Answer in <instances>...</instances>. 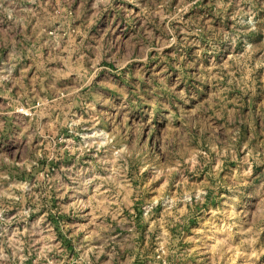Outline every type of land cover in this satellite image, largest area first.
<instances>
[{
    "label": "rangeland",
    "instance_id": "374dc122",
    "mask_svg": "<svg viewBox=\"0 0 264 264\" xmlns=\"http://www.w3.org/2000/svg\"><path fill=\"white\" fill-rule=\"evenodd\" d=\"M0 264H264V0H0Z\"/></svg>",
    "mask_w": 264,
    "mask_h": 264
}]
</instances>
